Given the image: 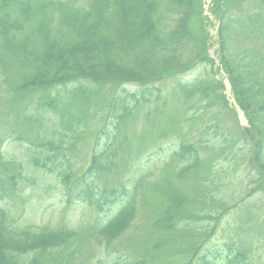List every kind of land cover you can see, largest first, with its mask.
I'll return each instance as SVG.
<instances>
[{"label":"trees","instance_id":"trees-1","mask_svg":"<svg viewBox=\"0 0 264 264\" xmlns=\"http://www.w3.org/2000/svg\"><path fill=\"white\" fill-rule=\"evenodd\" d=\"M128 1L0 0V264H253L264 223L247 220L259 191L241 196L243 182L238 192L215 182L217 159L242 144L264 194V0H212L218 65L201 0H148L137 33L127 29ZM198 13L200 34L190 25ZM146 104V129L129 137ZM161 152L171 153L154 157ZM117 169L129 174L113 185ZM44 188L60 189L65 206L34 225L30 196ZM77 204L82 218L71 226ZM145 205L157 218L141 231L163 239L124 256L114 245L149 214ZM224 219L235 242L207 243L212 220ZM225 248V261L209 258Z\"/></svg>","mask_w":264,"mask_h":264},{"label":"rangeland","instance_id":"rangeland-1","mask_svg":"<svg viewBox=\"0 0 264 264\" xmlns=\"http://www.w3.org/2000/svg\"><path fill=\"white\" fill-rule=\"evenodd\" d=\"M148 2V0H129L128 5L132 8L130 9V14L127 18V29L132 31L134 33L138 32V26H137V21L139 19H142L143 16L145 15V4ZM201 8L203 12V21L204 24H206V27L208 29V33L211 37L212 41V46L209 50L210 55L212 58L215 57L217 58L215 50L217 49V42H216V32H217V18H216V13L214 12L213 8V2L212 0H201ZM199 13L195 15V17L190 21L191 27L195 28L196 34H200V26L199 23H201ZM193 31V30H192ZM89 33H85L82 36H86L89 40L94 38V35H88ZM131 57H134V55H131ZM210 65V64H209ZM209 65H201L198 66L197 69L195 68L190 74L186 75L185 78L182 77L184 80H191L194 79L196 76L202 74L204 70L209 69ZM220 77H224V73L222 70L219 72ZM218 75V77H219ZM224 80L227 81V79L224 77ZM229 94V100L232 102L231 106L234 107V111L236 112V118L239 121L240 125H247V120L244 115V112L240 107L237 105V102L232 94H230V90L227 88L225 90ZM236 102V103H235ZM154 104L150 105H145L144 108L139 111L137 115L136 121L133 120L134 124L128 131V136L133 137L134 139L140 137V133L146 129V119L144 120L145 114L148 112V110L153 109ZM234 113V112H233ZM143 116V117H142ZM226 116H228V113H226ZM221 118H225L224 116H221ZM229 120V124L234 123L235 118L234 116L232 117V113L229 114L227 117ZM223 124V122L219 123ZM196 126V125H195ZM212 136L214 135L213 133L211 134ZM140 139V138H139ZM171 139L176 140L177 138L172 137ZM197 140L196 138H194ZM168 143H171L173 141L169 142V139L166 140ZM166 141L163 143L165 144ZM177 142V141H176ZM237 146V143H236ZM235 146V147H236ZM235 150V151H234ZM233 150V153H230L228 156H224L223 158L220 157L216 161V165L218 167V173L219 176L216 178V186H219L220 183L222 182V187L224 189H230L233 188L238 192V187L242 185L240 188L241 191H245L242 193L241 196H245L248 193L249 188L255 187L256 190L259 192L257 193L258 195L253 196L250 198V200L253 203H256V206L252 209L253 216L251 218H248L247 222L249 221L250 225L253 224V228L256 226V221L258 220L262 224L264 223V205L262 204L264 201V194L261 193L262 190V183H258V178L255 180L254 174H253V167L252 165L248 162V159L246 157L249 155L248 154V148L246 145H238L235 149ZM172 152V151H171ZM171 152H168L166 154H170ZM165 152H161L158 155H155V158H162L163 156L166 155ZM206 155V153L204 154ZM157 159V160H158ZM117 162L120 164L118 165L121 166L123 164V158L119 162V158L117 159ZM135 163V162H134ZM133 163V164H134ZM243 164V165H242ZM245 164H248L247 167ZM128 172L121 171L120 169H117L115 171L113 178L111 182H113V185H116L120 183V181L124 180L128 176ZM253 174V175H252ZM108 177H106L107 179ZM105 179V178H104ZM221 179V181H219ZM244 179H246L244 181ZM256 185H255V182ZM45 190H40L39 192H34L33 195L30 196V201L32 202L27 209V218L29 219L30 222H32L34 225H40V224H45L50 221H54L56 215L63 209L65 206V201L61 199V190L56 189V188H44ZM233 189H230L231 191H234ZM214 190V189H213ZM229 192V190H228ZM216 193V192H215ZM234 195V194H233ZM218 196V194H217ZM226 195H222L220 193L219 198H224ZM196 201V200H195ZM199 206V203H197V207ZM83 205H76V206H71L70 208L67 209V214L68 218L71 222V226H76L77 222L82 218V210H83ZM194 207L196 209V203H191V208ZM143 210H146L149 212L147 213H142V216H140L141 212L138 217H136L135 221L130 224V227L124 230L120 237L117 240V243L114 245H118V248L120 252L124 256L132 255V254H137L138 251L140 250L141 246L144 244L145 240H161L163 239V234H158L155 235L154 237L148 236L150 232L148 230L150 229V226L146 228L144 231H141V228L143 225H146L147 223H150L152 220L156 219V209L155 207H149L146 206L143 208ZM258 219H257V217ZM198 217V216H197ZM208 218V217H207ZM210 220V219H208ZM233 219H224V220H212V224L217 225V229L215 234L211 236V238L208 239L207 243H213V245L216 244L218 246L219 244L222 243H227V242H235L234 240L236 239V234L234 236L233 232L231 229H228V224H232ZM179 236H182V233L179 232ZM177 237V236H176ZM175 237V238H176ZM233 239V240H232ZM239 241V240H238ZM250 242V241H249ZM253 246L251 254L253 257L250 258V262L253 264H264V232L256 235L255 239L252 241ZM246 247V245L242 242L239 241L238 246ZM235 248H236V243H235ZM215 250V248L213 249ZM212 253L210 254L209 258L210 259H217V261H225L226 260V255L229 254L230 250L228 251L226 248L224 250L219 251L218 253Z\"/></svg>","mask_w":264,"mask_h":264}]
</instances>
